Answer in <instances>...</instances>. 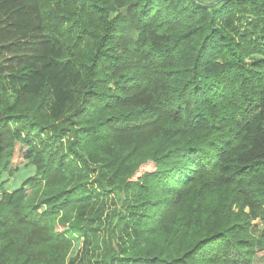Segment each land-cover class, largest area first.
<instances>
[{
  "label": "trees",
  "instance_id": "1",
  "mask_svg": "<svg viewBox=\"0 0 264 264\" xmlns=\"http://www.w3.org/2000/svg\"><path fill=\"white\" fill-rule=\"evenodd\" d=\"M230 15L264 0H0V264H74L56 219L98 192L101 264H264V42Z\"/></svg>",
  "mask_w": 264,
  "mask_h": 264
},
{
  "label": "rangeland",
  "instance_id": "2",
  "mask_svg": "<svg viewBox=\"0 0 264 264\" xmlns=\"http://www.w3.org/2000/svg\"><path fill=\"white\" fill-rule=\"evenodd\" d=\"M220 23L226 26L237 39L248 35L253 44L264 42V25L259 20H255L252 17H245L241 18L238 22L237 18L230 15L220 20ZM15 161L16 158L14 157L13 162L15 163ZM90 167H95V164L91 163ZM80 171L81 181L83 183H90L85 188L87 190L94 189L93 179L95 178V174H89L84 169H80ZM14 173L11 171L10 177H7V190L10 191L17 189L20 182L29 176L28 172L16 173L18 175ZM108 187L110 188L111 186L108 185ZM108 195L111 196L112 194L94 193L88 198L91 203L83 214L81 213L80 205H73L61 212L56 219V229L58 232L69 237L74 243L73 250L70 254V258L74 260V264H101L102 262L104 253L108 247L107 233L104 230L107 226L99 227L96 217L102 211L104 217L105 212L111 210L112 206L107 199ZM121 261L122 259L114 264H120L118 262Z\"/></svg>",
  "mask_w": 264,
  "mask_h": 264
}]
</instances>
